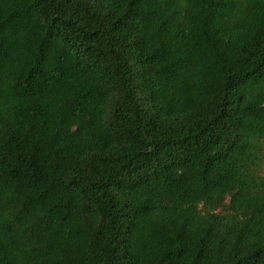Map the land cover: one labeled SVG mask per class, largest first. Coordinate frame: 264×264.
Segmentation results:
<instances>
[{"label": "trees", "instance_id": "1", "mask_svg": "<svg viewBox=\"0 0 264 264\" xmlns=\"http://www.w3.org/2000/svg\"><path fill=\"white\" fill-rule=\"evenodd\" d=\"M0 264H264V0H0Z\"/></svg>", "mask_w": 264, "mask_h": 264}]
</instances>
